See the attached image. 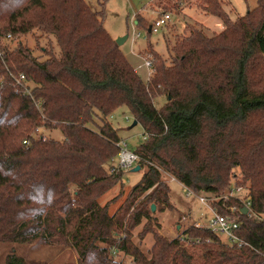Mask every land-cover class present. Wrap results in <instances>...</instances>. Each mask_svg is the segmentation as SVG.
<instances>
[{
	"label": "trees",
	"instance_id": "16d2710c",
	"mask_svg": "<svg viewBox=\"0 0 264 264\" xmlns=\"http://www.w3.org/2000/svg\"><path fill=\"white\" fill-rule=\"evenodd\" d=\"M105 1L93 11L84 0H0V243L69 248L78 264H124L118 255L132 264H264V0L233 21L219 0H192L223 30L186 28L167 41L165 59L148 46L155 63L146 82L105 31ZM158 1L175 15L183 6ZM138 15L135 25L151 33ZM29 34L49 42L46 58L20 43L9 49V39ZM20 74L29 95L14 82ZM120 109L145 136L131 148L143 173L110 213L98 199L125 173L109 166L122 140L109 119ZM167 175L214 198L243 185L249 214L235 234L246 245L193 225L161 235L150 213L171 207ZM212 205L221 214L241 207L236 198ZM143 220L137 237L152 235L149 257L132 241ZM4 264L26 263L10 249Z\"/></svg>",
	"mask_w": 264,
	"mask_h": 264
},
{
	"label": "rangeland",
	"instance_id": "374dc122",
	"mask_svg": "<svg viewBox=\"0 0 264 264\" xmlns=\"http://www.w3.org/2000/svg\"><path fill=\"white\" fill-rule=\"evenodd\" d=\"M93 11L100 9L98 0H84ZM163 1V0H162ZM225 12H229L230 19L243 16L247 11L256 7L257 0H219ZM175 2V0L171 1ZM182 9L178 14L169 13L165 5L160 4L158 0H106L104 5L103 27L114 42L123 36H127V40L119 46V50L136 71L142 81L148 79V69L144 66V61L151 64V72L149 77L153 76V67L155 57L152 54L154 51L160 57L165 59L168 55V40L172 41L173 37L178 35H188L186 28L200 30L203 34L213 36L223 30L221 21L213 16L206 15L194 6L192 0H183ZM139 13L138 18H143L147 25L158 18L165 12L170 14V20L166 26L160 28L157 33H147L145 28L137 27L134 23L133 16ZM138 35V36H137ZM10 41V42H9ZM26 45L34 51V55L41 58L42 47L46 48L49 42L44 39L34 40L32 34L20 37L18 39H9L8 47L10 50L18 48V44ZM148 46L152 48L149 49ZM42 61V60H41ZM259 68L264 70V58L259 61ZM165 99H158L156 107L160 108L164 105ZM127 117L128 121L124 118ZM112 125L117 128L119 137L124 140L127 145L135 149L142 143V129L140 125H133V121L126 110L120 109L114 112L112 119H109ZM42 138H51L56 141L62 139V135L58 130H40L36 133ZM110 165H115L112 161ZM109 166H105L107 169ZM109 172V171H108ZM143 173L125 171L121 182H116L112 188L105 191L98 199L99 205L108 203L109 212H114L122 201L127 197L131 188L136 184ZM165 177V176H164ZM168 175L164 182L169 187V201L171 207L163 212L154 209L150 213L153 219V224H158L159 233L167 239H174L186 227L194 223H204L206 218L210 216V212L206 207L200 205L198 201L191 197L186 199L184 192L178 182L170 181ZM232 181L241 184L242 180L237 174ZM243 186V185H242ZM73 188L71 187V192ZM139 199L138 201H140ZM145 225L143 220L141 225L136 227L132 232V241L138 246L146 257H149V249L153 243L151 234H146L142 240H139L137 235ZM222 241V240H221ZM225 243L224 241H222ZM13 249L17 256L24 259L26 264H78L77 256L74 250L55 245H40V244H1L0 243V264H4L5 256ZM117 261H123L124 264H132L131 260L124 258L121 255L116 256Z\"/></svg>",
	"mask_w": 264,
	"mask_h": 264
},
{
	"label": "built area",
	"instance_id": "2783aa9c",
	"mask_svg": "<svg viewBox=\"0 0 264 264\" xmlns=\"http://www.w3.org/2000/svg\"><path fill=\"white\" fill-rule=\"evenodd\" d=\"M169 20H170V16L168 14L160 15L152 22L151 33H157L160 28L164 27L169 22ZM144 66L146 69H148L147 81H149L151 64L147 61H144ZM14 82L19 88L23 90L24 94L29 95V90H27V88L25 87V77L22 74L14 78ZM124 120L128 121L127 117H125ZM144 140H145V136L142 135V141ZM116 146L118 153L114 158V160H112L115 163V165H112L113 168H120L124 171H129L132 170L135 166H137L138 161H140V157L127 145V143L124 140H120L119 142H117ZM173 180H174L173 178H170V181ZM180 186L184 192V197L186 199L191 197L195 198L200 205L206 207V209L210 212V216L206 218L204 223H194L193 224L194 227L196 228L202 227L207 229L208 231L213 233L216 237H218L220 240L224 241L226 244L228 243V244L237 245V247L246 245L235 234V232L239 228V215L241 214L240 211L241 208H246L247 209L246 214H249L248 204L247 202H245V199L243 198L246 192L242 186L233 187L226 194L218 198L210 197L203 194H196L193 191L183 187L181 184ZM231 198L238 199L239 202L241 203V207L226 208L227 209L226 214L218 213L214 209V206L212 205L213 202L220 200L226 201ZM257 219L260 221L264 220V215L257 217Z\"/></svg>",
	"mask_w": 264,
	"mask_h": 264
},
{
	"label": "water",
	"instance_id": "95a60500",
	"mask_svg": "<svg viewBox=\"0 0 264 264\" xmlns=\"http://www.w3.org/2000/svg\"><path fill=\"white\" fill-rule=\"evenodd\" d=\"M127 40V36H123L121 38H118L116 41H115V44L119 47L121 46L125 41ZM133 125H135V122L133 123ZM139 171V167L138 166H135L131 172L133 173H137ZM154 211V206H151V212ZM241 214L245 215L247 213V209L246 208H241Z\"/></svg>",
	"mask_w": 264,
	"mask_h": 264
},
{
	"label": "crops",
	"instance_id": "0c3cea01",
	"mask_svg": "<svg viewBox=\"0 0 264 264\" xmlns=\"http://www.w3.org/2000/svg\"><path fill=\"white\" fill-rule=\"evenodd\" d=\"M136 14H139V13L137 12ZM136 14H135V15H136ZM135 15L133 16V20H134ZM134 23H135V21H134ZM135 24H136V23H135Z\"/></svg>",
	"mask_w": 264,
	"mask_h": 264
}]
</instances>
